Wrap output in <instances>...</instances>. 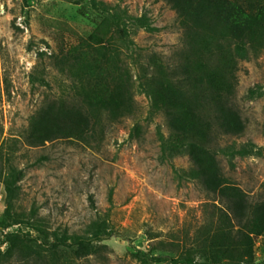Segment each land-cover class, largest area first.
<instances>
[{"label":"rangeland","instance_id":"rangeland-1","mask_svg":"<svg viewBox=\"0 0 264 264\" xmlns=\"http://www.w3.org/2000/svg\"><path fill=\"white\" fill-rule=\"evenodd\" d=\"M244 2L264 15V0ZM260 35L236 64L244 129L220 137L216 152L250 201L264 198ZM180 45L164 0H0V264H183L199 241L221 242L222 203L194 177L144 84ZM49 105L90 120L40 141ZM227 146L248 152L223 154ZM10 232L30 236V248L7 254ZM71 233L97 251L76 255ZM54 234L65 243L51 246ZM253 260L264 261V234Z\"/></svg>","mask_w":264,"mask_h":264},{"label":"trees","instance_id":"trees-1","mask_svg":"<svg viewBox=\"0 0 264 264\" xmlns=\"http://www.w3.org/2000/svg\"><path fill=\"white\" fill-rule=\"evenodd\" d=\"M176 13L181 28V45L175 62L157 65L145 80L152 103L163 115L172 141L188 155L194 177L222 203L227 223L220 243H199L185 250L183 264H264L253 260L254 236L264 234V198L250 201L245 191L224 175L216 157L218 139L239 135L244 124L232 98L236 64L247 56L256 35L261 36L264 15L244 0H164ZM153 27H148L152 29ZM54 113L56 117H54ZM36 125L37 138L51 140L64 134V123L89 122L84 112L65 106L42 109ZM53 116V117H52ZM217 149H215V147ZM227 155H244L245 147L220 149ZM54 234L51 246L65 243ZM93 238L100 236L95 233ZM78 256L96 252L85 237L71 233ZM32 238L16 232L7 234V254L30 248Z\"/></svg>","mask_w":264,"mask_h":264}]
</instances>
